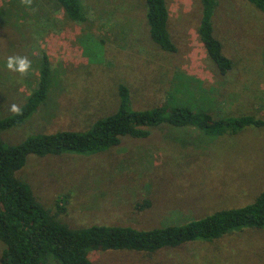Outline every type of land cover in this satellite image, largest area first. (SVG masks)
<instances>
[{
  "label": "rangeland",
  "instance_id": "374dc122",
  "mask_svg": "<svg viewBox=\"0 0 264 264\" xmlns=\"http://www.w3.org/2000/svg\"><path fill=\"white\" fill-rule=\"evenodd\" d=\"M87 19L67 21L53 0H0V119L37 86L41 56L49 75L42 102L17 127L0 131L4 145L36 134L83 132L117 109L118 85L130 107L163 104L215 117L252 115L258 128L205 136L193 127L160 124L146 138L122 137L92 155H27L15 177L70 228L90 225L151 229L183 225L218 210L252 203L264 188V15L245 0H216L214 36L231 68L218 76L199 43L198 0H165L175 53L149 37L143 0H78ZM27 57L28 72L6 67ZM146 202V205L145 203ZM1 245V244H0ZM1 247V246H0ZM92 264H264V229L162 247L152 253L90 251ZM45 264H57L51 258Z\"/></svg>",
  "mask_w": 264,
  "mask_h": 264
},
{
  "label": "trees",
  "instance_id": "16d2710c",
  "mask_svg": "<svg viewBox=\"0 0 264 264\" xmlns=\"http://www.w3.org/2000/svg\"><path fill=\"white\" fill-rule=\"evenodd\" d=\"M64 18L84 24L87 16L78 0H53ZM264 15V0H245ZM200 17L195 27L197 39L218 76L231 68L214 36L211 16L216 0H198ZM144 21L150 41L161 51L172 54L176 48L168 32L165 0H143ZM41 56L37 86L20 106L21 115L0 119V131L20 126L44 98L49 70ZM118 104L114 113L94 121L83 132L58 131L36 134L9 146L0 139V264H45L51 258L57 264H92L90 251H134L152 253L162 247H175L195 240H215L243 228L264 229V188L252 203L239 208L218 210L205 217L178 226L135 229L129 226L90 225L70 228L57 221L63 208L55 202L50 213L34 198L28 185L15 177L27 155L43 157L71 153L92 155L119 144L122 137L142 139L149 128L166 124L193 127L205 136L235 135L246 127L258 128L263 122L252 115L215 117L204 110L163 104L149 109L130 107L127 88L117 87ZM146 205V202H144Z\"/></svg>",
  "mask_w": 264,
  "mask_h": 264
},
{
  "label": "clouds",
  "instance_id": "9594fccd",
  "mask_svg": "<svg viewBox=\"0 0 264 264\" xmlns=\"http://www.w3.org/2000/svg\"><path fill=\"white\" fill-rule=\"evenodd\" d=\"M21 2L26 6H30L32 0H21ZM6 67L9 70L25 74L31 67V61L27 57H9L7 60ZM9 111L17 116L22 114L21 108L16 104L11 105Z\"/></svg>",
  "mask_w": 264,
  "mask_h": 264
}]
</instances>
